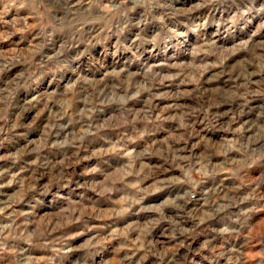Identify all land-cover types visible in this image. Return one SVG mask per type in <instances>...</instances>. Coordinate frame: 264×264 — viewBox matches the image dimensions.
<instances>
[{
	"label": "clouds",
	"instance_id": "clouds-1",
	"mask_svg": "<svg viewBox=\"0 0 264 264\" xmlns=\"http://www.w3.org/2000/svg\"><path fill=\"white\" fill-rule=\"evenodd\" d=\"M0 162V264H264V0H0Z\"/></svg>",
	"mask_w": 264,
	"mask_h": 264
},
{
	"label": "rangeland",
	"instance_id": "rangeland-1",
	"mask_svg": "<svg viewBox=\"0 0 264 264\" xmlns=\"http://www.w3.org/2000/svg\"><path fill=\"white\" fill-rule=\"evenodd\" d=\"M38 123H39V121H37ZM0 163H2V162H0ZM160 193H157V195H159ZM78 239H82V238H78Z\"/></svg>",
	"mask_w": 264,
	"mask_h": 264
}]
</instances>
